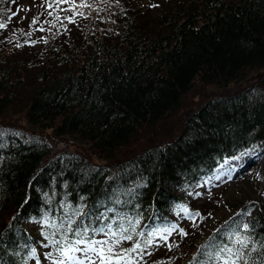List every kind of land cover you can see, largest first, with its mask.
<instances>
[{"label": "trees", "instance_id": "trees-1", "mask_svg": "<svg viewBox=\"0 0 264 264\" xmlns=\"http://www.w3.org/2000/svg\"><path fill=\"white\" fill-rule=\"evenodd\" d=\"M84 1L89 6L66 16L72 19L57 16L51 2L16 23L13 0H0V264H28L33 253L34 262L51 264V225L63 223L59 239L69 218L98 240L107 237L91 229L139 221L133 240L118 245L131 248L170 226L178 206L204 214L199 183L225 158L264 145V0H165L156 8L139 0ZM195 84L216 91L172 133L125 148L139 130L169 126ZM13 116L30 130L4 121ZM64 137L106 161L73 150L50 156ZM250 209L241 206L198 244L190 228L203 231L202 224L194 221L131 255L141 264H207L216 245L238 247L231 240L240 232L249 237L246 259L264 264V215ZM28 223L42 226L37 235Z\"/></svg>", "mask_w": 264, "mask_h": 264}, {"label": "rangeland", "instance_id": "rangeland-1", "mask_svg": "<svg viewBox=\"0 0 264 264\" xmlns=\"http://www.w3.org/2000/svg\"><path fill=\"white\" fill-rule=\"evenodd\" d=\"M139 1L144 6L156 8L165 0ZM13 2V16L15 17L16 23H23L26 20L37 16V14L41 13L43 8L46 9L47 5L51 4V2H53V8L59 17L76 14L84 8L80 7L81 4L86 5V1L84 0H69V2L59 4H57V0H13ZM249 83L250 81L247 80L243 83L230 84L225 88V92L231 93L236 91L237 88L249 85ZM211 91H216L214 85H208L204 90H199L198 84H195L194 88L185 94L184 102L178 109V112H176V116H171L166 119V123L169 126L160 124L150 130L146 128L141 129L133 138L134 144L128 145L125 148L128 150H137L144 145L142 144L144 143V140L154 142L157 138H162L166 134L172 133L177 124H179L177 123L178 119H180L186 111L192 109V107L202 99L204 94H210ZM4 121L14 123L22 129L30 130V128H28L30 126H28L26 121L21 117L13 116L4 119ZM48 132L49 131H46V133ZM262 148H264L263 144H257L233 157L225 158L217 166L214 172L196 187L195 197L201 199L199 202L204 203V201H208L204 207V214L199 212L200 215L195 216L193 214L198 211H191L185 206H178L171 225L154 230L155 239L161 244H164L163 241L166 240L162 239V237L167 236L168 239V237L176 231L173 230L169 235L165 229L179 228L183 225L189 226L190 224H193L194 221H198L199 223L196 224H202L201 228L203 231H198L196 227L190 228V230L197 231L191 232L190 234L197 240L196 244H198L199 241L205 239L209 230L224 223L230 217L238 214V212L242 213L240 210L241 206L245 209H247V207L251 208L250 210L256 209L264 215V152L260 153ZM64 150H73L86 155L96 164H102L106 161L103 158L98 157L95 153H92L86 144L76 141L71 137L55 139L50 156ZM122 150L123 148H120L117 152ZM185 208L187 209V212L184 211ZM61 210L68 216L70 215L69 213L72 211V208L69 205H63L61 206ZM42 223H44L43 220L41 221V224ZM41 227L42 226L37 223H28L25 228L30 233L37 235L39 228ZM32 256L36 259L35 253H33ZM33 258L28 264H50L49 261L47 263V260L45 259L41 262H34ZM138 260H140L139 254L134 255L133 264H141ZM51 264H53V262Z\"/></svg>", "mask_w": 264, "mask_h": 264}, {"label": "snow or ice", "instance_id": "snow-or-ice-1", "mask_svg": "<svg viewBox=\"0 0 264 264\" xmlns=\"http://www.w3.org/2000/svg\"><path fill=\"white\" fill-rule=\"evenodd\" d=\"M69 2V0H57V4ZM89 5L81 4L80 7H88ZM48 7H52L51 4ZM52 15L51 12L48 13ZM83 15V13H79ZM66 19H72L66 17ZM36 19H33V23ZM6 25L0 23V28H4ZM187 212V209H184ZM193 215L199 216V212ZM47 224L48 221L45 220ZM73 221L69 218L67 221V229L60 234V238L56 239V233L60 232L63 227V223L60 225H51L56 229V232L49 237V244L53 246L54 251L46 253V256L53 264H133L132 253L139 252L144 254V248L154 243V233H148L147 238L143 241H136L131 248H118V245L122 241L133 240V233L136 231V224L129 222V227H125L121 223L114 229L112 224H107L100 228L91 229L92 233H103L107 238L98 240L89 237L88 228H74ZM244 229H248V225H244ZM174 229H165L170 235ZM182 235H187L180 229ZM68 233H73L74 238L69 239ZM140 236H144L143 232L138 233ZM234 239L231 240V244L238 245V247L230 246V244H219L213 248L211 258L207 264H214V261L219 264H250L249 259H246L248 252L246 249L249 247V237L241 234L240 232L233 233ZM162 239L167 240V236H163ZM252 251H255V247H252ZM79 254V255H78Z\"/></svg>", "mask_w": 264, "mask_h": 264}]
</instances>
